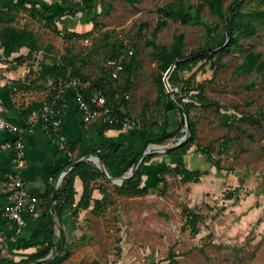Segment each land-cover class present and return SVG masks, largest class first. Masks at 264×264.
<instances>
[{
    "label": "rangeland",
    "instance_id": "1",
    "mask_svg": "<svg viewBox=\"0 0 264 264\" xmlns=\"http://www.w3.org/2000/svg\"><path fill=\"white\" fill-rule=\"evenodd\" d=\"M84 1L70 0L71 10ZM167 1L112 0L110 13L99 14L102 2L97 0L95 11L89 15H99L102 25L94 27L91 23L89 29L78 26L81 32L90 30V35L75 39H65L26 12L20 14L17 24L35 30L43 45L53 44L54 48L47 53L53 61L67 50L82 57L79 64L92 77L112 67L103 43L123 42L137 52L138 58L135 87L127 96L131 113L140 116L145 109L148 115L160 118L155 104V75L159 67L147 40L158 19V6ZM230 1L225 0V4ZM245 3L247 7L260 4L258 0ZM79 10L78 17L82 19L88 12L82 5ZM203 13L213 26L221 23L207 8ZM180 31L185 33L186 53L203 46L209 38L201 24L170 19L158 32L157 41L169 44L174 33ZM241 44L242 48L262 51L264 56V24L259 25L255 35L243 37ZM242 51L236 48L223 53V63L215 75V59L203 64L200 61L192 70L182 72L185 76L194 72L198 81H205L209 98V105H199L191 112L197 119L198 139L186 163L194 167L199 164L198 158L204 162L200 181L184 182L180 175L169 173L165 189L161 183L146 194L127 195L120 193L115 188L117 182L108 177L105 184L111 199L107 209L98 214L90 210L81 212L77 226L68 235L71 257L61 263L264 264V75L234 73ZM187 98L197 100L193 95ZM250 114L261 119L262 125L242 119ZM231 121L233 127L229 126ZM208 144L215 147L213 155L220 160L221 167L212 165L197 149ZM188 211L201 216L196 233L190 225H184ZM57 225L59 230L63 228L59 221Z\"/></svg>",
    "mask_w": 264,
    "mask_h": 264
},
{
    "label": "trees",
    "instance_id": "2",
    "mask_svg": "<svg viewBox=\"0 0 264 264\" xmlns=\"http://www.w3.org/2000/svg\"><path fill=\"white\" fill-rule=\"evenodd\" d=\"M100 1L102 2V10L99 14H109L113 8L111 4L112 0ZM129 1L135 2L136 0ZM258 1L260 4L255 3L252 7H247L245 0H231L228 4H225V0H199L197 2L191 0H169L158 6V19L151 31V37L147 40V45L152 46L151 54L157 60L159 67L155 75L157 85L155 104L156 113L160 114V122L158 115H155L153 118L147 114L145 109L140 116H134L131 111L123 109L128 104L127 94L135 85L134 76L138 69V58L137 52L129 49L121 41H105L103 43V47L108 49V59L120 60L124 65L118 76L112 74L113 66L110 64L112 66L110 70H107L97 77H92L83 70L82 64H79L82 57L71 53L69 50L54 61L52 60V62L47 63L43 60V67L47 74L54 79L59 77L67 79L75 76L90 81V85L85 89L88 98L96 88L104 89L108 104L113 108V114L119 118V121H100V131H105L109 128H122L125 125L124 120H127L129 123L140 125L143 128L159 127L160 130L157 132L159 137L151 138V142L163 143L172 137L176 138V142L185 133L184 111H186L189 116V135L180 144L164 151L172 160L165 162L161 167L157 183H162L165 189L168 184L167 175L169 173L180 175L181 180L184 182H198L204 174L203 170L189 168L183 161V158L198 139L197 119L192 117L191 112L194 108L199 107V105H209L206 103L209 101V98L205 94V81H198L194 72L188 76L183 75L182 72L192 70L200 61H204L202 62L203 64L215 59L218 65L214 72L215 75L219 69V65L223 63L221 59L222 54L233 52L236 48H241L243 50L241 53L242 59L236 65L234 73L250 74L257 72L264 75V56L262 51L253 48L245 49L242 48L241 44L243 37L255 35L259 30V25L261 23L264 24V0ZM11 2V6L2 7L0 5V46L4 48V52L7 55H11L23 46L29 47V53H33L41 48L49 52L54 48L53 44L43 45L35 30L17 24V19L22 12H26L30 17L41 21L43 25L49 27L55 33L61 34L66 39L88 37L90 35L89 31H65L58 24V21H60L64 14L77 17V13L80 11V5L88 12L86 18L91 19L94 27L102 25V22L98 20L99 15H89L90 11H95L94 8L97 0H86L82 4H76L75 8L66 13L50 9L51 6L38 0H21L20 2L11 0ZM69 2L70 0H61L63 6ZM206 8L211 14L217 16L221 23H217L215 26L210 24L203 13ZM170 19L186 24H201L205 28L209 38L203 46H199L189 53L185 52V33L182 31L174 33L173 39L169 44L158 42V32L168 24ZM227 25L229 34L227 33ZM227 39L228 42L226 43ZM212 43L213 46L209 47ZM97 47L99 48L100 46L97 44ZM130 50H132L131 53ZM45 55V57L48 56L47 54ZM177 59L181 60L170 73L168 80L174 89L178 101L174 100L167 91L164 81L165 73ZM189 95H193L197 100L187 98ZM169 102L173 104V110L178 119L176 125H173L170 120V110L167 107ZM34 109L36 108L31 106L28 109V114ZM242 119L256 123L259 126L262 125L261 119L255 115H243ZM229 126L233 127L234 122H229ZM223 144L225 145V142ZM146 146L147 144L138 151L128 148L120 153V147H115V144L111 143L106 153H103L101 150L96 151V153L106 166L110 162L121 165L128 163V168L137 165L139 157L146 149ZM197 149L205 154L208 162L217 167H221L220 160L213 155L215 149L213 145L198 146ZM160 154L161 152L147 153L138 163L135 173L124 179L122 183H116L115 188L120 193L127 195L146 194L150 192L151 188L142 184V177L146 171L145 162ZM76 159L74 157L70 158L60 168L59 174L72 165ZM128 159L129 161L127 162ZM108 170L110 174H113L109 167ZM77 176H80L83 181V192L79 201L76 202L75 196L77 189L75 187V179ZM100 178L108 180L106 174L92 160H81L68 170L57 189L55 197L56 216L61 224H63L64 216L68 212L73 211V216L75 217L80 210L88 208L92 202L94 203L93 212L96 214L104 212L107 209V204L111 198L110 192L106 187H103L102 184L99 185L104 196L101 199L93 198V190L96 187V182ZM53 190L54 186L48 187L40 195L38 206L33 210L36 212L40 205L44 208L41 227L29 236L30 240L28 242L25 238H18L19 248L34 245H43L44 247L19 260L15 259L12 255L2 254V248H0V264H59L71 255L67 232L64 228L62 229V235H58L56 232L57 219L51 210V194ZM40 201H42V204ZM200 219L201 216L198 213L188 211L185 213L184 225H190L193 232L196 233L199 231L198 222ZM53 247L55 249L52 253ZM50 253H52V256H48Z\"/></svg>",
    "mask_w": 264,
    "mask_h": 264
},
{
    "label": "crops",
    "instance_id": "3",
    "mask_svg": "<svg viewBox=\"0 0 264 264\" xmlns=\"http://www.w3.org/2000/svg\"><path fill=\"white\" fill-rule=\"evenodd\" d=\"M17 1L20 2L21 0ZM38 1L44 2L51 6L50 9L56 11L59 10L66 13L71 10L70 4L68 3L63 6L61 0ZM11 4V0H0V5L2 7L11 6ZM91 23L93 22L91 19L86 18V14L80 19L78 13L77 17L64 14L60 21H58L59 26L65 31L75 30L79 32L81 31L78 30V26L83 27V29H86L85 27L89 29ZM86 31L90 32V30ZM48 44L51 45V43H47V45ZM47 52L48 51L41 48L33 53H29V47L23 46L18 51H14L11 55H7L4 52V48L0 46V112L11 121L24 124L29 112L28 109L31 106L37 108L44 101L49 100L55 93L54 91H56L57 88L56 79L47 74L43 67V60L47 63L52 62L50 57H45ZM41 53H44L42 58ZM50 81H53V83H50ZM133 88L128 93L129 96ZM60 94L63 102L62 131L68 138V150L60 149L52 133L43 123L33 125L32 127H26L21 133V137L25 141L27 148L26 164L22 170L26 180V188L28 192L37 195L39 198L48 187H55L58 183H62V181H60V176L65 169L60 174L59 170L72 157L78 159L88 154L93 156L98 155L96 153L98 150L106 153L111 143H114L115 147H120V153L128 148H132L135 151L141 150L146 144V149L153 144H161L150 141L151 138L159 137L157 132H159L160 128L157 126L153 128H143L140 125L138 126L128 122L122 128H109L105 131H100L99 123L101 120H94L89 124L84 122L78 107L74 87L67 85ZM167 107L170 110L171 123L176 125L178 119L173 110V104L169 102ZM123 109L131 111V103L128 102L127 106L123 107ZM158 119L160 122L161 119ZM17 136L18 134L8 130H0V248H2V254L12 255L15 259L19 260L44 247L43 245H34L26 248L18 247V238H25L28 242L30 240L29 236L41 227L44 208L40 205L36 212H26L27 223L20 233L16 232L15 223L11 221L5 212L6 206L12 201L10 174L14 171V164L12 161L13 149L7 147L5 144L7 141H11ZM169 140L175 141L176 138H168L165 142L169 143ZM190 152L191 150H189L183 158L186 165L187 156H190ZM87 160H92L94 162L93 159ZM170 160H172V158L170 159L167 154L161 152L160 155L154 156L152 159L146 161V171L142 177V184L150 188L158 185L157 179L160 175L161 167L165 162ZM197 160L196 161L199 162L197 166H187L191 169L199 168L202 170L204 162L199 158ZM128 161L129 159L127 162ZM101 162L104 164L108 174L112 177H120L128 174L134 167L130 166L127 168L128 163H123L121 165L111 162L106 166L102 159ZM108 167L112 170L113 174H110ZM98 181L100 182H96V187L93 190V198L101 199L104 193L99 185L102 184L103 187H106V180L100 178ZM117 183L120 184L122 182ZM75 187L77 189L75 196L77 202L83 192V181L80 176H77L75 179ZM40 202L42 204V201ZM93 208L94 203L92 202L88 208L80 210L75 217L73 216V211L68 212L64 216L63 224H61L57 216L55 218L67 232V237H69V231L77 226L76 220L77 218H81V216H79L81 212L83 210H90L92 213H95L93 212ZM59 231L58 225L56 224V232L58 235H61Z\"/></svg>",
    "mask_w": 264,
    "mask_h": 264
},
{
    "label": "built area",
    "instance_id": "4",
    "mask_svg": "<svg viewBox=\"0 0 264 264\" xmlns=\"http://www.w3.org/2000/svg\"><path fill=\"white\" fill-rule=\"evenodd\" d=\"M131 52L132 50H130ZM109 64L113 66L112 74L114 76H118L124 66L120 60H109ZM56 82L57 88L51 99L44 101L31 111L27 115L24 124L11 121L0 112V130H8L18 134L15 139L9 140L5 144L13 149L12 161L14 164V171L10 174L12 201L6 206L5 212L11 221L15 223L17 233H20L27 223L26 212L35 210L40 200L37 195L28 192L26 188V180L22 171L27 158L26 143L21 137L23 130L26 127L43 123L52 133L60 149L68 150V138L62 131L63 102L60 94L67 85L75 88L78 107L86 124L94 120L119 121V118L113 114V108L108 104L103 88H96L88 98L85 89L90 85V81L72 76L67 79L59 77ZM50 83H53V81H50ZM127 123L128 121L124 120V124L126 125Z\"/></svg>",
    "mask_w": 264,
    "mask_h": 264
},
{
    "label": "water",
    "instance_id": "5",
    "mask_svg": "<svg viewBox=\"0 0 264 264\" xmlns=\"http://www.w3.org/2000/svg\"><path fill=\"white\" fill-rule=\"evenodd\" d=\"M227 33L229 34V30H228V25H227ZM228 42V40L226 41V43ZM181 59H177L175 60L171 66L169 67V69L167 70V72L165 73V76H164V81H165V85H166V88H167V91L170 93V95L172 96V98L176 101H178L177 99V96L174 92V89L171 87V84L168 80V77L170 75V73L172 72V70L174 69V67L176 66V64L180 61ZM184 117H185V133L182 137H180L176 142L174 143H167V144H153L152 146H149L143 153L142 155L139 157V161L138 163L143 159V157L147 154V153H150V152H164L166 150H169L171 149L173 146L175 145H178L180 144L181 142H183L189 135V131H190V126H189V116L187 114L186 111H184ZM87 159H93L94 162L96 163L97 166H99L101 168V170L112 180L116 181V182H122L124 179L132 176L134 173H135V170H136V167L138 166V163L137 165H135L132 170L130 171V173L128 174H125L123 176H120V177H112L108 174L104 164L101 162V159H100V156L99 155H91V154H88L84 157H81V158H78L76 159L72 165H70L68 168H66L62 173H61V176H60V181L63 180L65 174L68 172V170H70L77 162L81 161V160H87ZM60 183H58L55 187H54V190L51 194V210L54 214V216L56 217V207H55V197H56V192H57V189H58V186H59ZM60 232H61V235H62V228H60ZM50 255V254H49ZM48 255V256H49Z\"/></svg>",
    "mask_w": 264,
    "mask_h": 264
}]
</instances>
